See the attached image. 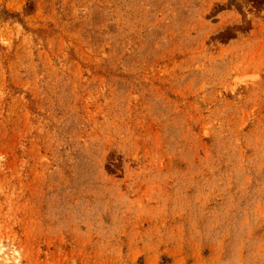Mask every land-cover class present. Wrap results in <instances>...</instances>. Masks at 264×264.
Returning a JSON list of instances; mask_svg holds the SVG:
<instances>
[{
  "label": "rangeland",
  "instance_id": "obj_1",
  "mask_svg": "<svg viewBox=\"0 0 264 264\" xmlns=\"http://www.w3.org/2000/svg\"><path fill=\"white\" fill-rule=\"evenodd\" d=\"M264 264V0H0V264Z\"/></svg>",
  "mask_w": 264,
  "mask_h": 264
},
{
  "label": "bare ground",
  "instance_id": "obj_2",
  "mask_svg": "<svg viewBox=\"0 0 264 264\" xmlns=\"http://www.w3.org/2000/svg\"><path fill=\"white\" fill-rule=\"evenodd\" d=\"M2 264H7L9 262V259L3 258L1 259Z\"/></svg>",
  "mask_w": 264,
  "mask_h": 264
}]
</instances>
